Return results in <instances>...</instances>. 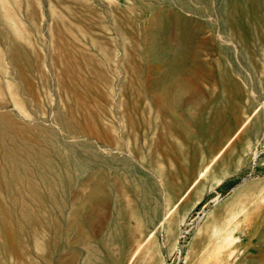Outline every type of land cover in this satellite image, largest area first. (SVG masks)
<instances>
[{"label":"rangeland","instance_id":"1","mask_svg":"<svg viewBox=\"0 0 264 264\" xmlns=\"http://www.w3.org/2000/svg\"><path fill=\"white\" fill-rule=\"evenodd\" d=\"M120 212L123 264H264V0H0V264H111Z\"/></svg>","mask_w":264,"mask_h":264},{"label":"bare ground","instance_id":"2","mask_svg":"<svg viewBox=\"0 0 264 264\" xmlns=\"http://www.w3.org/2000/svg\"><path fill=\"white\" fill-rule=\"evenodd\" d=\"M219 47V46H218ZM217 47V48H218ZM173 49V48H172ZM174 52V51H173ZM216 62V60H215ZM176 63H174L175 65ZM173 65V64H172ZM171 65V66H172ZM175 69V68H174ZM173 71V70H172ZM168 73V72H167ZM171 73V72H170ZM222 75V74H221ZM165 76V75H164ZM225 77V76H224ZM227 78V77H226ZM224 79V78H223ZM222 80V78H221ZM178 80L176 79L175 83L177 84ZM179 86H181V84H179ZM224 87V86H223ZM192 88V87H191ZM195 90V89H194ZM197 92V91H196ZM166 93V92H165ZM158 97V95H156ZM155 96V97H156ZM161 97V96H160ZM175 99V98H174ZM188 99V98H187ZM162 100V99H161ZM163 102V101H161ZM157 107V106H156ZM160 107H163V106H160ZM163 111H165L163 109ZM167 112V111H166ZM180 114V113H179ZM183 114V113H182ZM171 115V114H170ZM151 120V119H150ZM186 121V120H185ZM188 122V121H187ZM186 122V123H187ZM179 125H181L179 123ZM183 125V124H182ZM182 127V126H181ZM243 127V126H242ZM183 129V128H182ZM239 132V130H238ZM236 134V133H235ZM110 162L112 163V165L115 167L114 169L117 170L119 168H122V169H125V170H128V171H132L133 170V167L129 164V162H126V161H123L125 163H121L119 161H116V160H110ZM49 165H50V168H51V171L55 177V180L56 181H63V176L61 175V171L52 163L49 161ZM74 170L75 172H77V179L76 180H79L80 177L83 175L84 171L86 170L85 169V164L80 161V160H77L75 162V165H74ZM113 170V169H112ZM43 174H42V179L45 180L47 183H53V181L47 176L45 175V171H42ZM171 172V171H170ZM110 174V172H109ZM84 176V175H83ZM116 176V175H115ZM129 176V175H128ZM123 177V176H122ZM116 178V177H115ZM114 178V179H115ZM118 178V177H117ZM104 179V178H102ZM102 179H98V214L100 213L99 211L102 210L101 209V206H102V202L104 203H107V201L109 200L108 198L106 199L104 194L108 192V190L105 188V184H104V181H102ZM117 181V179H116ZM133 181V180H132ZM196 181V180H195ZM194 181V182H195ZM117 183V182H116ZM115 185V184H114ZM118 187V185H116ZM107 192H106V190ZM119 189V187H118ZM121 189V188H120ZM128 190V189H127ZM118 191V190H116ZM119 193V192H118ZM120 193H121V190H120ZM96 192L93 191L91 193L92 196H95ZM120 196L122 197V195H117L115 197V201L120 204L123 200L122 198H120ZM114 197V196H113ZM114 200V199H113ZM121 212L117 214V216H115L113 218V221L110 225H107V229L105 231V233L103 234V237H102V244L104 246V248L106 249L107 251V254L109 256V258L112 260V263L111 264H123L124 261H125V257H124V247H125V241L126 239L128 238L127 237V233H126V230H125V227L123 225V222L121 220ZM106 227V226H105ZM110 227V228H109ZM104 228V226H100V230ZM10 229V228H9ZM18 230V228L16 229ZM12 231V229H11ZM15 231V230H14ZM224 231V230H223ZM17 233H19L18 231H16ZM153 233L152 231L150 232V234ZM149 236L148 239H144L142 243H140L139 245V248H137L135 251H133V253L131 254L130 258H129V262H131L134 257L138 254V252L140 251L141 247L143 245L146 244V242H148L150 240V238H152L154 236V233L151 234V235H147ZM18 237V235H17ZM235 240V237L232 235V232H228L225 240L218 246V252L217 253H220L222 251V249H226L232 242H234ZM88 256H87V260H86V263L87 264H106V261L107 259H105L101 254H100V249L99 247L97 248V246L93 245V244H89L88 245ZM208 254V253H206ZM225 254V252H224ZM222 254L223 256L222 257H218V260L214 262V264H225L226 263V258H227V255L228 254Z\"/></svg>","mask_w":264,"mask_h":264},{"label":"crops","instance_id":"3","mask_svg":"<svg viewBox=\"0 0 264 264\" xmlns=\"http://www.w3.org/2000/svg\"><path fill=\"white\" fill-rule=\"evenodd\" d=\"M246 125V123H243L242 125H240L238 127V129L235 131V133L226 141H224L222 144H221V149L218 151V154L215 156V158L221 154V152H223L229 145L230 143H232L233 141H235V139L239 136V133L240 131L243 129V127ZM243 126V127H242ZM239 130V132H238Z\"/></svg>","mask_w":264,"mask_h":264}]
</instances>
